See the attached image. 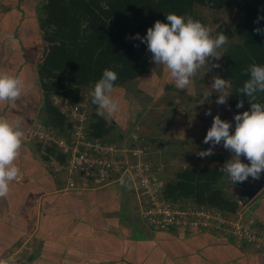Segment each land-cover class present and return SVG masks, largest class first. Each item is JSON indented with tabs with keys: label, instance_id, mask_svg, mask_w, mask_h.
Masks as SVG:
<instances>
[{
	"label": "crops",
	"instance_id": "crops-1",
	"mask_svg": "<svg viewBox=\"0 0 264 264\" xmlns=\"http://www.w3.org/2000/svg\"><path fill=\"white\" fill-rule=\"evenodd\" d=\"M26 1L0 0V71L18 74L25 81L22 99L14 107L0 102V115L10 120L25 118L28 133L16 161L20 174L11 182L8 196L0 198V262L254 264L257 257H251L234 237L222 239L207 229L191 234L172 229L171 234L170 230L148 228L139 220L130 224L128 230L118 214L119 204L111 198L113 188L109 185L65 187L63 154L54 149L52 141L45 151L44 144L40 141L42 145L37 144L31 137L38 126L57 132L61 129L46 124L45 96L36 66L44 40L39 31L38 13L30 12ZM8 33L15 39H6ZM54 95L58 98L62 95H51L52 103L59 109ZM59 111L67 121V110ZM39 148L45 152L43 156L37 155ZM49 161L51 168L46 166ZM262 203L264 198L255 208H260ZM18 258L22 259L16 261Z\"/></svg>",
	"mask_w": 264,
	"mask_h": 264
},
{
	"label": "rangeland",
	"instance_id": "rangeland-1",
	"mask_svg": "<svg viewBox=\"0 0 264 264\" xmlns=\"http://www.w3.org/2000/svg\"><path fill=\"white\" fill-rule=\"evenodd\" d=\"M46 1L27 0L26 6L30 12L36 10L38 19H41L43 16L41 7ZM186 16L199 19L212 30L213 36L218 33L227 36V42L217 50L222 53L218 61H209L210 64L218 63L219 67L203 65L192 78L187 91L178 90L168 70L162 65H155L154 62L144 75L114 87L112 95L119 99L120 110L111 117H104L113 124L106 138L128 150L124 152L123 157V165L127 168L125 177L118 181L114 180L109 185L113 188L111 198L119 204L118 214L122 215L123 223L127 225L128 230L130 224H136L139 220L145 222L148 228L157 229L148 218L153 216L157 208L167 206L174 210L189 211L193 215L190 213L186 215L185 224L181 223L171 229L190 234L207 229L222 239L234 237L235 241L252 255L251 257H257L253 259L254 264H264V261L261 262V258L264 257V204L262 203L260 208H255L264 198V187L254 197L244 199L239 192H236L234 185L224 173L223 192L230 200L237 202L235 211L200 204L191 197L177 200L172 198L173 201L162 196L165 195L166 181L175 178L181 170L188 167L221 166L231 156L222 144L214 146L213 155L208 157H200L197 152L210 147L203 142V137L212 123L213 116L218 113L222 119L232 120L236 113L228 108L231 94L226 104H217L215 92L210 97H203L201 92L211 87L214 75L223 77V55L229 46L240 41L235 33V28L241 22L238 6L236 2L224 7L195 4L191 13ZM39 31L44 46H41L40 53L37 54L36 66H39L48 51L45 32L41 29ZM32 62L35 63L33 60ZM93 86L94 83L83 85L80 99L83 110L91 112L97 110L91 103L90 91ZM231 90L232 84L228 91L231 93ZM62 97L58 98L54 95L53 99L57 101L60 110H69V106H66L68 100ZM69 103L71 102L67 105ZM18 106L21 108L20 105ZM208 109L211 110V114L206 115ZM51 131L54 137L65 135L63 134L65 132ZM38 138L35 142H38ZM37 144H44L45 151L52 146L50 143ZM34 146L30 145V148L34 149ZM54 149L58 150L57 147ZM38 150L37 155L45 154L40 148ZM134 150H141L139 162L147 168L145 176H139L138 171L133 168L136 159L131 151ZM46 163L47 168H51L52 163L50 161ZM157 217L161 218L159 213ZM185 233L181 234L186 235Z\"/></svg>",
	"mask_w": 264,
	"mask_h": 264
},
{
	"label": "trees",
	"instance_id": "trees-1",
	"mask_svg": "<svg viewBox=\"0 0 264 264\" xmlns=\"http://www.w3.org/2000/svg\"><path fill=\"white\" fill-rule=\"evenodd\" d=\"M233 2L241 18L235 28L240 41L225 51L222 76L232 84L228 108L240 112L250 106L247 96L238 93L248 78L245 69L253 63L264 64V36L253 31L264 28V19H256L258 14H264V0H47L41 7L40 29L45 32L48 51L37 68L45 96L46 124L68 135V123L52 103V94L77 104L81 87L95 84L105 68L117 71L115 86L147 72L153 62L151 53L145 43L131 38L135 33L144 35L155 20H165L167 13L186 16L195 4L224 7ZM240 99L244 105L238 109L236 102ZM257 100L264 101V93H258ZM90 117L91 135L106 138L113 124L98 115L97 110ZM223 176L220 166L188 167L166 181L162 196L167 200L191 197L200 204L235 211L237 202L223 192Z\"/></svg>",
	"mask_w": 264,
	"mask_h": 264
},
{
	"label": "clouds",
	"instance_id": "clouds-1",
	"mask_svg": "<svg viewBox=\"0 0 264 264\" xmlns=\"http://www.w3.org/2000/svg\"><path fill=\"white\" fill-rule=\"evenodd\" d=\"M256 19H264V14H258ZM211 31L199 19L170 12L165 14V20H155L144 35L137 32L131 38L145 43L154 64L168 70L178 90L187 91L203 65L219 67L218 63L210 64L209 61H218L222 53L217 50L227 42V36L224 33L213 36ZM253 31L264 36V28L256 27ZM6 39L11 41L15 36L8 33ZM245 71L248 78L238 93L247 96L249 108L236 112L232 120L222 119L218 113L214 115L203 137V142L210 147L197 152L200 157H208L213 155L214 146L222 144L231 156L220 170L233 185L250 177L260 179L264 172V101L257 100V94L264 93V64L253 63ZM117 79V71L105 68L90 91L91 103L97 107L100 116L111 117L120 110L119 99L112 95ZM230 87L227 78L214 75L211 87L201 93L203 97H210L215 92L216 103L226 104ZM24 89L25 81L20 75L0 71V102L14 107L21 100ZM243 105V99L237 100L238 109ZM205 114H211V110H206ZM27 134L25 118L10 120L0 115V198L8 196L11 182L20 174L16 161Z\"/></svg>",
	"mask_w": 264,
	"mask_h": 264
},
{
	"label": "built area",
	"instance_id": "built-area-1",
	"mask_svg": "<svg viewBox=\"0 0 264 264\" xmlns=\"http://www.w3.org/2000/svg\"><path fill=\"white\" fill-rule=\"evenodd\" d=\"M67 114L68 135L54 137L52 131L43 126H38L31 132L32 141L37 137H39L37 140L42 143L52 141L58 151L63 154L65 187L68 189L101 188L110 185L114 180L118 181L125 177L124 173L127 168L123 165V157L128 149L109 139L92 136L91 111L83 110L80 103H70ZM140 153L141 150L131 151L132 156L138 161H135L133 168L142 177L145 176L147 168L139 162ZM134 178L136 179V176ZM157 210H154L153 216H148V218L157 229L163 230L178 227L181 223L185 224L186 215L190 213L167 206L157 208ZM158 213L160 219L157 217ZM190 214L193 215V213Z\"/></svg>",
	"mask_w": 264,
	"mask_h": 264
},
{
	"label": "water",
	"instance_id": "water-1",
	"mask_svg": "<svg viewBox=\"0 0 264 264\" xmlns=\"http://www.w3.org/2000/svg\"><path fill=\"white\" fill-rule=\"evenodd\" d=\"M248 183L244 191H240L241 197L251 198L254 197L262 188L264 187V172L261 174V178L253 180L251 177L248 180H245Z\"/></svg>",
	"mask_w": 264,
	"mask_h": 264
},
{
	"label": "flooded vegetation",
	"instance_id": "flooded-vegetation-1",
	"mask_svg": "<svg viewBox=\"0 0 264 264\" xmlns=\"http://www.w3.org/2000/svg\"><path fill=\"white\" fill-rule=\"evenodd\" d=\"M241 159H244V157L242 156ZM247 185H248V183H246V181L239 182V183L234 184V189L236 190V192L240 193V191H244L246 189V187H249Z\"/></svg>",
	"mask_w": 264,
	"mask_h": 264
}]
</instances>
